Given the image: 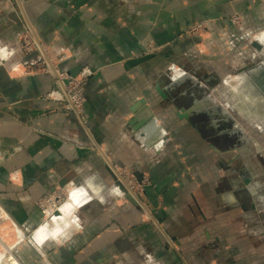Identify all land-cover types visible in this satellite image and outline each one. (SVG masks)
Returning <instances> with one entry per match:
<instances>
[{
	"label": "crops",
	"instance_id": "1",
	"mask_svg": "<svg viewBox=\"0 0 264 264\" xmlns=\"http://www.w3.org/2000/svg\"><path fill=\"white\" fill-rule=\"evenodd\" d=\"M232 3L0 0V242L21 264H264L260 148L222 140L215 110L197 97L179 109L172 91L193 39L139 55L145 39L222 19ZM27 25L59 70H94L81 118L57 108L56 75L33 67L41 56L23 48ZM169 67L175 78L163 79ZM259 74L245 84L252 96ZM235 88L242 108L251 99ZM252 110L260 118L264 103ZM56 189L69 199L41 227L37 202Z\"/></svg>",
	"mask_w": 264,
	"mask_h": 264
},
{
	"label": "rangeland",
	"instance_id": "2",
	"mask_svg": "<svg viewBox=\"0 0 264 264\" xmlns=\"http://www.w3.org/2000/svg\"><path fill=\"white\" fill-rule=\"evenodd\" d=\"M230 1L233 3L230 4L228 12H225L222 19L202 18L183 22L184 24L178 29L179 32L175 36L166 37L164 42L156 37L145 39L139 55L154 58L175 41L184 38L193 39L197 45L196 50L193 48L188 49L189 51L184 50L181 62L177 66L183 69L184 73L181 77L182 81L179 80L172 91L176 96H181L179 109L183 111L191 109L190 105L194 97L199 98L201 104L199 103L197 108L207 104L215 110L216 113L213 114L217 115L214 119L218 120L219 132H226L221 135L222 140L237 142L241 147L245 146L242 150L245 154L254 151V148L257 152L260 148L259 155L261 154L264 159V115L255 118L252 110L253 105L258 101L264 103V95H262L264 93V69H262L264 68V43L259 40L261 38L259 36L264 33V0ZM33 38L46 52L45 46L30 25L26 26L21 36L24 50L37 51L36 49L28 51L29 46H25ZM47 57L49 64L42 57L43 59H38L33 67L56 75V91L60 93L57 98V108L74 112L81 118L87 101V85L94 70L83 69L75 75L67 74L58 69L48 54ZM257 72L261 74H259L261 82L257 84L261 92L256 90L259 92L252 96L256 86L253 85L252 89L245 84L257 82L258 79L255 76ZM60 77L71 80V83L67 82L66 91L59 87ZM169 77L175 78L174 69L171 67L166 70L163 79L168 80ZM236 86L243 93L246 90V96H244L246 99H251L244 102L245 105L243 102L239 103L243 105L242 108L238 107L239 101L234 95L237 93ZM66 93L69 96H75L79 106L72 109ZM133 186L139 187L136 180H133ZM68 199L66 191L56 189L38 200L37 205L43 215L41 227L47 225L60 211L59 207H62ZM4 220V214L0 211V227H3ZM29 235L26 237L27 240H31ZM0 240L3 241L1 237ZM14 248L10 244L0 242V264H12L9 260V258L13 259L12 257L19 261ZM14 262L16 261L13 259V264Z\"/></svg>",
	"mask_w": 264,
	"mask_h": 264
},
{
	"label": "built area",
	"instance_id": "3",
	"mask_svg": "<svg viewBox=\"0 0 264 264\" xmlns=\"http://www.w3.org/2000/svg\"><path fill=\"white\" fill-rule=\"evenodd\" d=\"M25 46H29V47H27L28 51H32V50L36 49L40 53L41 58L43 57L44 61L48 62V60H47L48 57H47V54H46L45 50L43 49V47L34 38H33V40L31 39V41L29 40L28 43ZM48 64H49V62H48ZM67 82L71 83V80H69L68 78H64V77H60V80L58 81L59 87L63 91L64 90L66 91ZM66 98H67V100H68V102H69V104H70L72 109H75L76 106H79L77 98L75 96H69V94L66 93ZM128 184L130 186V190L134 191V186H132L130 184V182H128ZM46 212H48V210H46ZM49 212L51 213V209H50Z\"/></svg>",
	"mask_w": 264,
	"mask_h": 264
},
{
	"label": "water",
	"instance_id": "4",
	"mask_svg": "<svg viewBox=\"0 0 264 264\" xmlns=\"http://www.w3.org/2000/svg\"><path fill=\"white\" fill-rule=\"evenodd\" d=\"M145 103H146V101L143 99V100H141L135 107H140L141 105H145ZM126 182V181H125ZM127 183V182H126ZM127 185L129 186V184L127 183ZM130 187V186H129ZM128 197L130 198V199H135V201H137L138 203H140V204H142V201H141V199L136 195V197L137 198H135L132 194H128ZM143 205V204H142Z\"/></svg>",
	"mask_w": 264,
	"mask_h": 264
},
{
	"label": "bare ground",
	"instance_id": "5",
	"mask_svg": "<svg viewBox=\"0 0 264 264\" xmlns=\"http://www.w3.org/2000/svg\"><path fill=\"white\" fill-rule=\"evenodd\" d=\"M125 183V182H124ZM132 192V191H131ZM61 208V207H60Z\"/></svg>",
	"mask_w": 264,
	"mask_h": 264
}]
</instances>
